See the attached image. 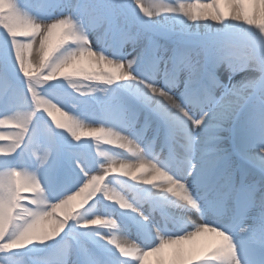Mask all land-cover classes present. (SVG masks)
Wrapping results in <instances>:
<instances>
[{
	"label": "rangeland",
	"instance_id": "rangeland-1",
	"mask_svg": "<svg viewBox=\"0 0 264 264\" xmlns=\"http://www.w3.org/2000/svg\"><path fill=\"white\" fill-rule=\"evenodd\" d=\"M28 1L30 2L32 9L36 11L37 9L33 0H18L19 6L22 10L25 11ZM41 1L42 3L44 2V0ZM48 1L52 6L50 8L51 13L55 18L70 17L77 24L78 28L87 36V38L91 39L92 34L94 33L89 30L90 26H93L92 28L90 27L91 30L93 29L95 32L100 33L101 42L97 43L93 48L97 52H102L113 59H117L115 53H117L116 49L118 45L122 47L123 44L125 47H132V44L133 46L136 45V49L133 54V58L137 59V64L134 66L136 68L134 74L139 77V80L124 81L125 77L117 70L118 68L115 69L113 65H110L105 61H100L99 65H97L96 57L86 56V53L84 52V49H86L85 46L79 48V36L72 32L69 27L62 26L61 28L55 30L51 37L48 38L46 45L40 49L39 55H37L36 52L32 58L30 53L31 49L25 50L22 54L21 61L23 66L28 70V82L31 83L29 93L27 79L20 72L18 62L15 59L14 50L11 45V37L4 29L0 28V100L5 93H8L7 96L9 99L6 101L5 106L0 105V117L12 115L16 111H22L31 115L33 123L30 125V132L26 137L27 141L24 145H22L26 156L30 153L29 147L30 143H32L31 139L39 140L41 142L40 144H46V139H48L51 150L54 149L57 152L64 153L61 157L50 159V164L52 165L51 178L40 182L46 193L49 195V198L53 201V199L57 200L61 196L59 195L61 192H59L58 187H54V183H52V176H55V180L58 176H60L63 183L66 184V181L68 180L64 178L68 177L67 175L70 174L68 168H73L72 166L74 164H80L84 160L87 161L86 171L95 177L93 179L92 188L89 190L87 189L85 192L86 195L89 193L91 194V206L85 205L84 208H81L80 202L84 197H76L72 201L73 210L70 218L68 221H64L66 227L58 237L44 242L43 244L34 243L33 246L29 245L28 248L25 249L0 252V264H24V262L29 264L28 262L30 261L33 264H36V262L38 264H45L46 262L38 259V257L40 255L49 254L52 258H57V254L52 252L63 241H67L70 250L69 253L73 252L74 244L76 249L77 247L86 249L85 247H88V242L97 244L100 251L108 252L110 249L114 250L115 248V246L110 244L107 239L113 232L126 237L124 231L114 230L117 222L115 217L109 212L112 210V203H117L114 199V195L117 192V179L116 174L113 172L114 164H120L121 160H128V157L125 153L126 150L118 148L116 144L106 142L107 138H114L109 132L107 114L111 113L116 108L127 107L129 102L135 101L137 103L139 100L138 98H142L144 95L142 90H140L139 86L141 83L139 81L147 82L146 79L149 78V75H147V71L143 72L142 70L140 73L137 69L140 67L139 61L147 49L155 48L157 50L160 43L164 42L174 43L175 48L182 49L184 51L194 49L202 53L214 44L222 40H228L236 45L237 54L239 56H243L248 49L251 48L252 43L258 42L264 45L263 0V4L260 0H253L252 3L249 5L247 4V6H245L246 1L249 0H234V5H237V9L240 11V14L237 18L234 17V19H232L233 21L224 18L222 9L220 10L215 4L207 5L206 10L204 11L209 13L211 16H219L221 18L219 21L200 19L196 12H200L201 8L195 3H192V10L193 15H196L197 19L188 20L186 17L181 16L182 14L179 12L160 14L155 17H147L141 11L139 5L136 3V0ZM195 1L197 0H193V2ZM218 1L219 5H224L227 0ZM170 2H173V0H170ZM44 4L46 5V3ZM142 6H144V0H142ZM26 12L28 13V11ZM24 22L25 20L18 18L13 14L9 7V0H0V24L10 30H13L17 35H21L25 31L29 30V28H23ZM65 44L67 45L64 47ZM49 48H51L52 51L47 57H45L44 53L48 51ZM78 48L79 50L75 53V55L85 53V58L80 61L78 66L87 67L91 64V66L97 71L102 69L105 72L111 73V83L106 82L107 78L84 79L83 77H73L72 81L76 83L79 88L77 91L69 85L68 81L59 77V74H57L58 78L56 80L48 79L51 75V70L57 57L59 55H64L77 50ZM108 48L113 50L114 53ZM91 58H95V60H91ZM117 75H119L120 81L116 80L115 77ZM240 77L241 78H238L237 80V85H233L240 87L241 85H247L249 81L254 79L252 75L247 77L246 80L244 79V74L242 76L240 75ZM220 80L222 81L221 78ZM225 85L227 84L225 83ZM181 87L182 86H180V88ZM15 93L16 96H14ZM252 95L253 96L246 104L245 109L237 117L241 118L242 116L244 118H241L242 120H238H245L247 122L245 124L244 122H240L239 127V129L241 128L242 131H244L245 135H247L246 133L248 131L251 133H258L255 130L254 124L249 115L252 108L258 103L256 99L257 94L254 93ZM43 97L54 100V102H57L60 105L63 112L67 113V116L60 120V122L64 125L63 128L57 129L51 123L46 114L42 113L46 109L45 106H43V100L45 99ZM251 100H254V104L250 103ZM14 102L17 104L15 103V105L12 106L11 104ZM124 114H126L125 110ZM126 116L128 117L127 114ZM89 119L94 120L93 125L90 127L84 126V122L86 120L90 121ZM128 120L130 123L129 117ZM130 125V127L124 129L123 131L126 134L132 133L133 138L137 136L140 137L141 135L138 134L137 130L141 127V123L139 125L135 124L137 126H134L133 124ZM228 126L229 123L227 122L223 125L221 131L227 133L229 131ZM15 127H18V125L2 124L0 125V131ZM100 128H103L104 133L107 135L92 134L94 130ZM163 129V131L166 132L163 133V135L167 133L170 135L172 127H166ZM151 130L152 129H150V131ZM85 132L90 134L82 135V133ZM2 133L3 134H0V141L11 140L14 138L9 136L12 131H5V134L4 132ZM73 133H76V135L79 136V139H76V136L73 135ZM168 134L167 136H169ZM199 136H203L206 139L205 134H200ZM161 138H163V136ZM143 141L144 140H141V142ZM180 141L184 143L187 142L183 137ZM172 145L174 149L177 148V145ZM0 147H2V145H0ZM204 149L206 150L207 148ZM10 156H5L3 162L11 161L13 159L16 160V158H13V156H16V153ZM1 158L2 156H0V159ZM3 162H0V171H5L11 168L22 169L27 166H33L31 162L27 161L20 164V168L18 165L11 167L9 164ZM190 166H192L191 163H189V165L186 163L180 164L177 177H186L182 171L187 167L192 168ZM69 177L74 178L71 174ZM47 184L54 187L53 192L48 189ZM67 187L68 186H64V189L62 188L63 196L74 190L71 186H69V189H67ZM120 193H122L121 190ZM32 195L34 194L32 193ZM21 196H23V192H21ZM23 200L24 198H21V206L16 209L18 215H16L15 219L9 214L8 209L6 213L2 211L4 214V220L0 224V239H2L8 231L9 222L10 226H12V224H20L21 222H24L27 217L29 218L31 216L29 214L30 212L25 210ZM199 202L200 204L207 203L210 206V204L214 203V199L213 197H210L208 200ZM34 207H36V204H31V208ZM121 210L125 216L127 215L128 217H131L128 214L130 212L126 208ZM178 211L191 218H198L201 216L200 211L197 212L196 210L190 208H179ZM83 212H85L89 218L99 216L103 221H105V223L94 224L95 227L93 229L98 236H95V239H92L93 241L88 238L87 234L89 228L92 229V227L88 226L77 230L78 215ZM112 221L116 222L115 226H113ZM154 229H156L155 231H161V229L156 228V226H154ZM106 232H109V234ZM12 234L14 235L15 232L13 231ZM70 236L73 240L68 238ZM260 239L264 240V238ZM85 254L87 255V253ZM33 259L37 260L34 262ZM118 259L119 257L117 256L110 257V260L114 263L117 262ZM48 262L50 263V261ZM184 263L185 262L182 260L180 264Z\"/></svg>",
	"mask_w": 264,
	"mask_h": 264
},
{
	"label": "snow or ice",
	"instance_id": "snow-or-ice-1",
	"mask_svg": "<svg viewBox=\"0 0 264 264\" xmlns=\"http://www.w3.org/2000/svg\"><path fill=\"white\" fill-rule=\"evenodd\" d=\"M136 3L145 16L151 17L148 15V9L142 6V0H136ZM9 7L18 18L28 21L32 26L37 24L36 19L22 10L18 0H9ZM221 8L224 17H229L231 15L227 7L221 5ZM204 15L207 16L209 13H205ZM196 19L197 16L193 15L192 20ZM212 19L219 21L221 18L213 15ZM53 22L55 26L63 25L69 27L71 31L76 33L81 39L79 48H82L83 42H86L88 46L87 49H84L86 56L95 57L96 51L91 47L87 36L78 28L73 19L66 17L57 19ZM53 22L47 23V29L44 27L45 22L40 23L39 31L43 33V35L40 36L41 46L37 47L36 36L26 38L31 41L29 47L35 48L37 55H39L40 49L46 45L49 34L53 32ZM0 28L4 29L11 37V45L14 50L15 59L18 62L20 72L27 79L28 92L30 93L31 83L28 82V70L23 66L21 58H18L20 55V44L17 41L20 38L14 35L15 32L13 30H10L4 25L0 24ZM66 45L67 44H65L64 47ZM51 51L52 49L49 48L48 51L44 53V56L47 57ZM194 51L196 50H186L175 57L173 60L174 67L170 70H164L165 84L163 86L156 83L155 78L148 82L139 81L147 90L143 95V99L145 102L151 104L154 97H156L155 99L158 101L156 105L157 110L170 121L172 125L169 136L170 142L174 144L179 136H183L187 141L186 147L189 152H191L193 143L197 139L194 135L195 131L201 128L204 129L206 143L210 147L201 157V182L212 192L214 203L218 207H223L229 201H233L238 207L241 216H243L251 207L259 206L260 199L257 198L255 187L244 191L236 190L233 181V173L230 171L231 166L228 154L222 144L223 137L219 133L223 125L229 121L235 120L245 109L252 95L248 90H253L257 94L256 99L258 103L252 108L249 115L261 140L254 163L260 168H264V76L249 81L243 88L237 87L236 85L228 86L222 83L218 78V68L226 63L233 75H238L249 68H255L257 71L264 73V59L253 62L246 56H221L214 61L212 66L207 69L206 73L202 74L199 66L193 63L192 54ZM71 53L75 55L76 51H71ZM84 58L85 56L81 57V59ZM150 70L155 74L158 68L153 64ZM184 72H189L191 75L185 82L183 93L177 95L174 89L176 88L178 77ZM64 74V72H61L60 76ZM115 78L117 81H120L119 75ZM138 80L139 79L124 81ZM109 83H111V81H109ZM148 93L151 94L149 95ZM53 117L58 123L60 122L56 113H53ZM32 123L31 115L22 111H16L12 115H7L0 119V124L18 125V127L12 129H3L4 131L14 132L15 136L11 140L0 141V145H2V147H0V156H10L21 148L30 132V125ZM89 134L90 133L87 132L82 133V135ZM48 158V153H45L43 159L47 161ZM195 171L196 165H192L187 175L191 176ZM21 177L26 181H37V175L27 169L11 168L0 171V205L7 208L10 215L16 207L21 206V192L29 197V199L23 200V206L27 208L31 204V193L26 192V188H21L19 186L18 180ZM185 183H187V179ZM39 184L40 182L37 181V188H39ZM198 205L199 201H196L193 203V208L195 209ZM145 219L147 218L145 217ZM192 223L195 224L194 230L187 231L182 235L159 237L160 242L157 246L151 247L148 250L140 248L141 252H151L153 249H157L163 240L165 243L175 242L192 245L187 246L185 249L183 255L185 264H241L236 245L233 243L231 235L221 228L205 223L203 219H201L199 223ZM261 227L264 228V216L261 217ZM10 230L11 226L9 222L8 231L10 232ZM242 231L246 230L242 229ZM206 234H210V238L203 244L197 245L196 242L198 238ZM16 235L6 233L3 238L0 239V252L19 250V248L16 247H9L10 242ZM181 237H183V239H178ZM226 238L228 251H219L223 243L226 242ZM135 261L137 264H140L139 259H135Z\"/></svg>",
	"mask_w": 264,
	"mask_h": 264
},
{
	"label": "bare ground",
	"instance_id": "bare-ground-1",
	"mask_svg": "<svg viewBox=\"0 0 264 264\" xmlns=\"http://www.w3.org/2000/svg\"><path fill=\"white\" fill-rule=\"evenodd\" d=\"M252 1L253 0L246 1L245 6H247V4L248 5L251 4ZM260 2L262 3V0H260ZM45 3H46V7L44 9L39 10V11H34L30 5V2L28 1L27 6L25 7V11H28V14L30 16H32L34 19H36L37 21H41V22H45V23L53 22L57 19L63 18V17L55 18L51 13L50 8L52 6L49 4V1L47 0V1H45ZM193 3L198 4L199 7L201 8L200 12H196V14L199 16L200 19H203V20H205V19L214 20V19H212L211 15H207V16L204 15L206 13L204 10H206L207 5H214L215 4L220 10L222 9L221 5H219L218 0H197ZM263 3H264V0H263ZM224 6L227 7L231 13V15L229 17H224L227 20L233 21L232 19H234V17L237 18L239 16L240 11L237 9V5L236 6L234 5V0H227L225 2ZM31 27H32V25L28 21L25 20L23 28H29L30 29ZM91 32L92 33L94 32V33L92 34V38L91 39L88 38V40L90 41L91 47L94 48V46L97 43L101 42L100 33L95 32L93 29L91 30ZM29 34H31V33H29ZM79 42L81 44V39L79 40ZM125 43H127V42H125ZM83 46H85L86 49L88 47L86 42H83ZM135 46L136 45L133 46V44H132V47H130V46L125 47L124 44H123V47L118 45V47L116 49L117 53H115V55L117 56V59L132 60L134 57V55H133L134 50L136 49ZM168 47H170V45L168 43L161 42L157 48L160 52L163 53V52H165V49ZM249 49L251 51H255L257 53V55L264 53V45L261 43H258V42L252 43L251 48H249ZM249 49H248V51H249ZM110 51L113 52V50H111V49H110ZM30 53H31L32 58H33L34 55L36 54V49L31 48ZM242 54H243V52H242ZM152 57L153 56L150 53L147 54V56H146V58L148 59L147 61H148V64L150 65V67H152L151 61H154L152 59ZM172 57L169 56L168 59L172 58ZM168 59L165 58L164 55H162L157 61H155L154 64L158 68V71L151 78L146 79L147 82L152 80L153 78H155L156 83L160 84L161 86H163L165 84V76H164L165 66L163 68V64H165L164 62ZM91 60H95V58H91ZM113 67L115 69L118 68L115 65H113ZM117 70L121 73L120 68H118ZM243 72L244 73H239L238 75H233L231 73L228 65L225 63L218 68V78L219 79L221 78L222 82L224 84L226 83L228 86H229V84H230V86H232L233 84L237 85L238 78H241L240 75L242 76L243 74H244L245 80L250 75H252V77L254 79L260 77V72L256 71L255 68H249ZM246 73H248V74H246ZM185 82H186V78H185L184 74H181L178 77L177 85H176V88L174 89V91L176 92L177 95L183 93L184 87H185ZM180 86H182V87L180 88ZM139 87H140V90H142V93L145 94L147 92V90L144 88L143 84H141ZM248 91L250 94L255 93L251 89H249ZM148 94L150 95V93H148ZM14 95L16 96V93ZM252 96L253 95H251V98H252ZM43 98H45V97H43ZM12 99H14V98H12ZM138 99L139 100L137 101L136 106H133V108H134L133 118L136 119L135 124H138V125L140 123H142L143 118H145L143 125H141V128H139V129H143V131L140 132V130L138 129V134L141 135L140 141L146 140V143H149V142H152V139H153L152 135L155 132V130H157V129L162 130L163 128H166V127H172V125H171V122L168 121L157 110L156 105H157L158 101L156 99H153L151 104L145 102V100L143 99V96H142V98L139 97ZM254 100H251L250 103L254 104ZM50 101H51V99H46V98L43 100V106H45L46 109L48 107H50V104H49ZM132 105H134V103H132ZM140 105H142L143 107ZM124 110H125V113H127L126 108L119 107V108L114 109L111 113L107 114L108 115L107 124H108L109 130H110L109 132H110L111 136H113L114 138H117L118 136L123 135V133H121L120 131H123L124 129H127L128 127L131 126L130 125L131 123H129L128 117L126 116V114H124ZM137 113H139V114H137ZM56 116L59 120H62L65 118V116L61 112H56ZM2 118H4V117H0V119H2ZM240 120H242V119H240ZM240 122H242V123L244 122V124L247 123L244 120L243 121H235V120L229 121L228 123H230V125L234 124V127L232 128V130L229 131V133L228 132L224 133V132L220 131L219 134L223 137L222 144L226 150L229 149L228 145H230V142L232 141V139H234L235 142L239 145V147L241 149V151L239 153L243 157H245L244 162H241L236 158H233V162L236 164H242V165L249 167V162L254 163V159L256 157V154L259 151V146L261 144V140L259 137V133H251L248 131L246 133L247 135H245L244 131H242L241 128L239 129ZM93 123H94L93 119L90 121L86 120L84 122V126L90 127L93 125ZM135 124H134V126H137ZM0 125H2V124H0ZM150 129H152V131H150ZM2 132H4V134H5V131H0V134H3ZM200 134H205V131L203 128L197 129L195 131L194 135L197 137V139L193 143V148H192L191 152H189L187 150V147H185V149H180V155H182L184 158H186L187 161L189 163H191L192 165H196V171L191 176L187 175V173L191 170V168H188V167L184 168L185 170H183L182 173L186 176L187 183L189 184V188L191 189V191H193V193L196 194V197L198 196V198L199 197L201 198V195H202V193L197 190L201 186V179H200L201 157H202V154L206 151L203 148L204 142L206 139L203 136H199ZM226 135H227V137H226ZM9 136L14 137L15 133L12 132L11 135H9ZM228 136L231 137V139L229 138L231 140L230 142L228 141ZM182 137H180V139H182ZM46 141H47L46 144H40L41 142L39 140L31 139L32 143H30L31 148L29 147L30 153L28 155H29V162H31L33 164V166L32 167L27 166V167L22 168V169H27V170L35 173L37 175V181H39V182H42L43 180H47V179L51 178L52 165L50 164V159H54L56 157H61L64 155V153H62V152H57L54 149L51 150L50 149L51 146L48 143V139H46ZM47 143H48V145H47ZM121 143L125 144V146L124 147L118 146V148H122V149L126 150L125 153H126V156L128 157V160H124V161L121 160L120 164L115 163L114 168H119L120 165H124V164H129V165L135 166V165L141 164L142 162H150L151 161L152 158L147 157L145 154H137V148H136L135 143L129 142V140H121ZM140 143H144V142H140ZM165 150H167V148H166V146H163L160 149H156L153 152L163 154V152ZM45 153H48V155H49V158L47 161H45L43 159ZM176 161H177V163L182 162L180 158H176ZM189 163H188V165H189ZM86 165H87V161L84 160L80 164H74L72 166L73 168H69V170H71L72 174L76 173V175H74V176L72 175L74 178L69 177L70 174L67 175L68 181L66 184L63 183V180L60 176H59V179L57 181H55V177L52 176V183H54V185L56 187H58L59 192H61L59 194V195H61L59 197V199L63 197L62 188L64 186H68L67 189H69L70 188L69 186H71V188H74V190H75L77 187H79L80 185H82L86 182L87 186L85 188V192L87 191V189L89 190L92 188L93 179L95 177H94V175H90L89 172L86 171ZM190 167H192V166H190ZM260 169L264 170V168H260ZM253 170H255V169L253 168ZM172 171H173V173H178V171H179L178 166L176 167L172 164ZM113 172H114V174H116V179H117V181H116L117 192L114 195V199L116 200L117 203H112L113 204L112 207L116 206L118 209L126 208L130 212L129 214L134 218V223H131V222L127 221L123 216L114 213L115 218L119 221L116 223V227H114V230L115 231H123L124 229H126V231L129 234V236H126V237L130 240H134L135 242H138L137 244H139L140 247L144 250H148L151 247L157 246L160 242L159 237L177 236V235L185 234L187 231L194 230L195 224L192 222L198 223L201 221V219H203V221L207 224H211V225H214L218 228H221V226H224L222 224V222L226 221L229 213L233 210L232 203L231 204L227 203L223 207H218L215 203L210 204V206L208 204L204 203V205L208 206L207 216H205V217H203L201 215L198 218H195V217L191 218V217L187 216L186 214H182L181 218H179L180 220H177V221H175V220L169 221L168 220L167 221V219H165V218H160L158 214L156 215L154 206L158 205V204H166L167 206H172V205L165 203L163 199L155 200L151 194L146 196L145 193L142 191L143 188H147V187L152 189V193L160 192V191H162V189L155 188L151 185H143V182L141 179H135L134 180L129 176L120 175L119 171L113 170ZM137 176H140L139 172H137ZM259 177H262V176L259 175ZM37 181H31V182L26 181L22 177L19 179V183H20V186L22 188L32 187L33 185H36ZM120 190L122 191V193H120ZM37 191H42V189H37ZM33 194L34 195L31 194V196L33 198H35L36 193L33 192ZM180 195H183V192H181ZM24 197H25V194L23 193V196H21V198H24ZM48 197H49V195H48ZM129 197L133 201L132 204H130L128 202ZM260 197L261 196L257 195L258 199H260ZM168 199H173V198L168 197ZM55 201L56 200L53 199L52 202H55ZM52 202H51V199H50V201L45 199L39 207H37V205H36V207L31 208L32 210L29 211L30 212L29 214L31 216L29 218L27 217L25 219V221L21 222L20 224H15V225L12 224L10 232L7 231L6 233L13 235L12 232L14 231L15 232L14 235H16L20 231H23L26 228V226H28L32 222V219L34 218L33 212H35V211H40V212L47 211L48 209L51 208ZM122 203L125 206L122 207L121 206ZM225 207H227V212H225ZM14 210L15 211H12L11 216H13L15 219L16 215H18V212H16V208ZM2 211L4 213H6L7 208H5L3 205H0V224L4 220V214ZM82 216H83V219L81 218ZM147 216H151L154 219L155 223L149 222L147 219H145V217L147 218ZM78 217L79 218L77 221V230L84 228V227H88V226L92 227V229L89 228L87 234H88V238H90V240L93 241L92 239H95V236H98V234H96V232L93 229L95 226H94V224H85L84 223V221L86 219H91V218H89L85 212L79 214ZM261 217L262 216L260 214L259 206L251 207L247 211V213L245 214L244 223L240 224V226H237L236 228H238V229L242 228V229L248 231V233L250 234L249 238H255V239L261 240L260 238H262V239L264 238V228L261 227ZM69 218L66 221H68ZM92 218H94V217H92ZM155 225L157 227L162 228L161 231H158V230L155 231L156 230V229H154ZM68 238L72 239L71 236ZM209 238H210V234H206L205 236L198 238V241L196 242V244L197 245L203 244ZM232 239H233V243L236 245L238 257L240 259L241 264H251V262H250L251 259L248 255V253L245 250L243 252L241 247L238 245L237 241L234 238H232ZM262 241H264V240H262ZM94 242H96V241H94ZM37 243H39V242H37ZM33 245L34 244H32L31 246H33ZM225 245H226V242L223 243V245L219 249V251H221L223 249L222 252H227L228 247L226 248ZM87 246L91 249V247H90L91 243L88 242ZM187 246H192V245L191 244L185 245L182 243H175V242L165 243L162 240L160 246L157 249H153L151 252H143L142 253L140 248H139L136 250L134 255L126 256L128 258L122 256L116 248H114V250L110 249L108 252L101 254V256H97V254H94V252H91L89 249H87V251H89L88 253H90L91 256H88L89 258L86 259L85 264H110L109 260H108L110 255H113V256L118 255L119 256L120 259H119L117 264H137L135 259H139L140 264H180L183 260V255H184V252H185V249ZM91 250L93 251V249H91ZM69 252H70V250H69V246L67 244V241H63L52 252V253L57 254V256H58L57 258H54V257L52 258L49 254H46V255L39 256L38 259H41L42 261H45L46 263H49L48 261H46V260H49L50 261L49 264H75L77 257L75 254L72 255V253H69ZM33 260L35 261L37 259H33ZM18 264H22V263H18ZM24 264H25V262H24ZM76 264H77V262H76ZM80 264H82V263H80ZM114 264H116V263H114Z\"/></svg>",
	"mask_w": 264,
	"mask_h": 264
},
{
	"label": "clouds",
	"instance_id": "clouds-1",
	"mask_svg": "<svg viewBox=\"0 0 264 264\" xmlns=\"http://www.w3.org/2000/svg\"><path fill=\"white\" fill-rule=\"evenodd\" d=\"M193 0H144V6L148 9V15L151 17L159 16L160 14H169V13H181L183 17H186L188 20H192L193 10H192ZM41 21H37L35 26H32L29 30L25 31L21 35H17L20 39L17 41L20 44V55L18 58L22 57V54L25 50L31 49L29 44L31 41L27 40V37L36 36V45L37 47L41 46L40 36L43 35L42 32L39 31ZM54 24V22H53ZM63 25L53 27V32ZM45 29H47V23H44ZM50 33L49 37L53 34ZM31 33V34H29ZM39 33V34H38ZM77 52V50H74ZM85 53H80L79 55H73L71 52L59 55L54 62V65L51 70V75L48 77L50 80H56L59 77L68 81L69 85L79 90L76 83L72 81L73 77H83L84 79H106V82H112L111 73L105 72L102 69L97 71L94 69L91 64L87 67L78 66L81 57L84 56ZM221 56L230 57V56H239L236 52V45L228 40H222L204 52L194 51L192 54L193 63L201 69L202 74L206 73L207 69L212 66L214 61ZM243 56H246L253 62L257 60L264 59V54L257 55L255 51H247ZM96 62L99 65L100 61H105L110 65H115L120 68L122 75L125 77V80H135L139 79L134 73L136 68L134 67L137 64V59L133 58L132 60H120L113 59L102 52L96 51ZM174 67L172 58H169L165 61L164 70H170ZM64 72L63 76H60V73ZM186 80L190 78L189 72L183 73ZM264 76V73L260 72V77ZM246 85H241L243 88ZM151 94V93H150ZM156 97H154L155 99ZM50 107L44 110V114L50 119L51 123L57 128H63L64 125L61 122H57V120L53 117V113L61 112L64 116H67L66 112H63V109L60 105L54 100L49 102ZM123 135L118 136L117 138H107L106 142L110 144H116L119 147H124L125 144L121 143V140H129V142L135 143L137 148V154H145L149 157H152L150 162H142L139 165H129L124 164L120 165L119 168H114V171H119L123 176H129L132 179H141L143 185H151L155 188H160L162 191L152 193L151 188H143L142 191L145 195L151 194L155 200L163 199L165 203L172 205L173 207H181V208H190L199 212L201 210V204L194 209L193 203L199 201L198 198L192 193L188 184L185 183L186 177L178 178L177 175L173 174L172 171V162L171 158L165 157L162 153H155L152 151L151 145H144L138 141H140V137L133 138L132 133H125L124 131H120ZM92 134H100L107 135L104 133L103 128L94 130ZM76 136V139H79V136L76 133H73ZM176 143L179 144V139H176ZM182 147H186L181 145ZM137 172L140 173V176H137ZM158 182V183H157ZM86 182L70 193L64 195L62 198L52 202V206L47 211H35L33 212L34 218L32 222L23 230L20 231L16 237L10 242L9 247H16L19 249H25L28 245H32L34 243H41L50 241L58 237L65 229L64 221L67 220L72 212V201L76 197H84L80 202V207L84 208L85 205H90L91 194H85ZM37 189H42V191H37ZM26 192L36 193V197L31 199V204H36L39 207L42 202L47 199L50 201L48 194L43 188L42 184H39V188L36 185H33L30 188L25 189ZM183 192V195L180 193ZM168 197L174 199H168ZM178 197V199H177ZM111 198V197H109ZM24 199H29L28 196H25ZM31 204L25 208L26 211H31ZM121 206H125L123 203ZM260 214L264 216V194L260 197L259 204ZM225 212H227V207H225ZM83 219V216L81 217ZM85 224H101L105 223L101 219V217L97 216L95 218L86 219L84 221ZM115 221H112L113 226H115ZM199 223V222H198ZM108 242L115 246V248L119 251L122 256H131L134 255L136 250L141 248L139 244H137L134 240H130L121 234H117L113 232L110 237L107 238ZM183 239V237L178 238ZM227 238H226V245ZM223 251V249L221 250Z\"/></svg>",
	"mask_w": 264,
	"mask_h": 264
}]
</instances>
